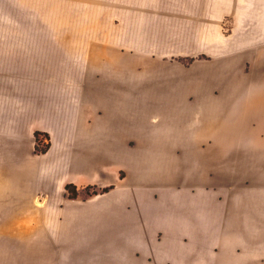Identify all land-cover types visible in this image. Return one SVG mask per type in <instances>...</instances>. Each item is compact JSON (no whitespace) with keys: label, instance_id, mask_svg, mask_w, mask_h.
<instances>
[{"label":"crops","instance_id":"obj_1","mask_svg":"<svg viewBox=\"0 0 264 264\" xmlns=\"http://www.w3.org/2000/svg\"><path fill=\"white\" fill-rule=\"evenodd\" d=\"M147 8L110 68H0V264H264V0Z\"/></svg>","mask_w":264,"mask_h":264},{"label":"rangeland","instance_id":"obj_2","mask_svg":"<svg viewBox=\"0 0 264 264\" xmlns=\"http://www.w3.org/2000/svg\"><path fill=\"white\" fill-rule=\"evenodd\" d=\"M175 1L183 0H0V68H110L121 55V17ZM99 50L109 60L98 59ZM21 139L20 152H0V234L8 222L25 224V217L5 211L23 207L14 199L21 191L15 166L27 152ZM39 139L38 148H45L46 138Z\"/></svg>","mask_w":264,"mask_h":264},{"label":"trees","instance_id":"obj_3","mask_svg":"<svg viewBox=\"0 0 264 264\" xmlns=\"http://www.w3.org/2000/svg\"><path fill=\"white\" fill-rule=\"evenodd\" d=\"M41 136L46 138V145H45V148H43V149L38 148V146L41 145L40 139H39V137H41ZM48 139H49V137L47 134H41L40 132H35L34 133V152L37 154L45 152L47 150V148L49 147V140ZM108 189L109 188L103 189V192L107 191ZM65 190H66L69 198H76L79 195H82L84 197L87 195L97 193L95 190H91V188H89V187H86L82 191H79L74 184H67L65 186Z\"/></svg>","mask_w":264,"mask_h":264}]
</instances>
